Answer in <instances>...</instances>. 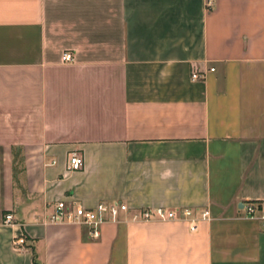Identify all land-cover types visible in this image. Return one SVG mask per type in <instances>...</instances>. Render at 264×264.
Wrapping results in <instances>:
<instances>
[{
  "label": "crops",
  "instance_id": "0c3cea01",
  "mask_svg": "<svg viewBox=\"0 0 264 264\" xmlns=\"http://www.w3.org/2000/svg\"><path fill=\"white\" fill-rule=\"evenodd\" d=\"M61 199L131 209L95 239L49 221ZM249 201L264 202V0H0V264H264ZM147 207H192L196 227L133 219Z\"/></svg>",
  "mask_w": 264,
  "mask_h": 264
},
{
  "label": "built area",
  "instance_id": "2783aa9c",
  "mask_svg": "<svg viewBox=\"0 0 264 264\" xmlns=\"http://www.w3.org/2000/svg\"><path fill=\"white\" fill-rule=\"evenodd\" d=\"M74 54L67 51L63 54V61L73 62ZM215 70V68H211ZM205 74L199 72L192 73V79H203ZM85 165V157L81 151L74 150L69 157L68 169L70 171H78L83 169ZM131 209L129 205L122 201H101L95 207L88 208L75 202L68 203V201L61 199L55 203V211L50 216L49 221L52 223H72L78 225H87L90 228L91 237L97 239L101 236V230L104 224L108 222L118 221L121 213L127 212ZM243 209L245 213L251 217L260 214L259 218L262 220L264 227V202L249 201L244 204ZM202 219L210 217V210L203 209L200 213ZM134 220L151 221V220H177L181 222H189L194 229L196 223V209L192 207H183L180 209H166L163 207L156 208H142L135 209L133 214ZM15 215L9 212L5 215L4 222L6 224L15 223ZM27 243L25 235H18L14 239V244L17 247H23Z\"/></svg>",
  "mask_w": 264,
  "mask_h": 264
}]
</instances>
